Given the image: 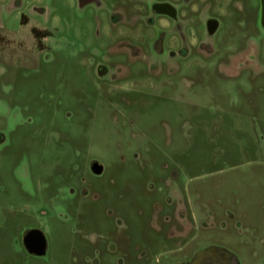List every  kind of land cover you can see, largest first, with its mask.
Instances as JSON below:
<instances>
[{
    "label": "rangeland",
    "instance_id": "374dc122",
    "mask_svg": "<svg viewBox=\"0 0 264 264\" xmlns=\"http://www.w3.org/2000/svg\"><path fill=\"white\" fill-rule=\"evenodd\" d=\"M0 264H264L260 0H0Z\"/></svg>",
    "mask_w": 264,
    "mask_h": 264
},
{
    "label": "water",
    "instance_id": "95a60500",
    "mask_svg": "<svg viewBox=\"0 0 264 264\" xmlns=\"http://www.w3.org/2000/svg\"><path fill=\"white\" fill-rule=\"evenodd\" d=\"M261 3V22L264 26V0H260ZM152 10L160 15H165L170 18L176 17V10L167 3L154 4ZM207 30L209 33H214L217 29L218 23L215 20H209L207 22ZM91 172L94 175H100L103 171V167L96 161L90 166ZM22 243L25 250L34 256H43L46 253V238L43 232L39 229H31L27 231L22 238Z\"/></svg>",
    "mask_w": 264,
    "mask_h": 264
}]
</instances>
